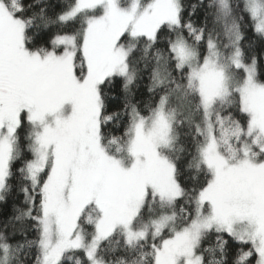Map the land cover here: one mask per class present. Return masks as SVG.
<instances>
[{"label":"snow or ice","instance_id":"1","mask_svg":"<svg viewBox=\"0 0 264 264\" xmlns=\"http://www.w3.org/2000/svg\"><path fill=\"white\" fill-rule=\"evenodd\" d=\"M0 264H264V0H0Z\"/></svg>","mask_w":264,"mask_h":264},{"label":"trees","instance_id":"2","mask_svg":"<svg viewBox=\"0 0 264 264\" xmlns=\"http://www.w3.org/2000/svg\"><path fill=\"white\" fill-rule=\"evenodd\" d=\"M6 207H10V205H9V206H6V205H0V209H2V208H6Z\"/></svg>","mask_w":264,"mask_h":264}]
</instances>
